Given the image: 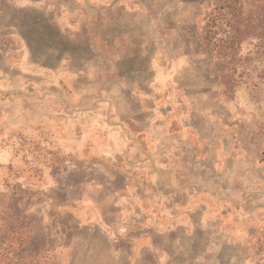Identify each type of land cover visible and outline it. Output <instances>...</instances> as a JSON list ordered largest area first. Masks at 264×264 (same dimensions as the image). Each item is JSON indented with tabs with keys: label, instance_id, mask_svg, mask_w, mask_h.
I'll use <instances>...</instances> for the list:
<instances>
[{
	"label": "rangeland",
	"instance_id": "rangeland-1",
	"mask_svg": "<svg viewBox=\"0 0 264 264\" xmlns=\"http://www.w3.org/2000/svg\"><path fill=\"white\" fill-rule=\"evenodd\" d=\"M209 1L0 0V264H264V38Z\"/></svg>",
	"mask_w": 264,
	"mask_h": 264
},
{
	"label": "trees",
	"instance_id": "trees-1",
	"mask_svg": "<svg viewBox=\"0 0 264 264\" xmlns=\"http://www.w3.org/2000/svg\"><path fill=\"white\" fill-rule=\"evenodd\" d=\"M256 0H210L211 9L201 30V47L221 58L230 69H236L243 36L264 38V8ZM255 8L245 19V11ZM242 39V40H241ZM246 39V38H245Z\"/></svg>",
	"mask_w": 264,
	"mask_h": 264
}]
</instances>
